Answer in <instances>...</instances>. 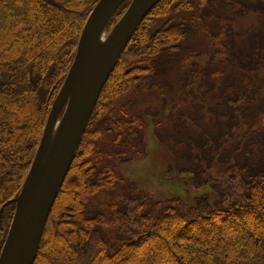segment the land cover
<instances>
[{"label":"trees","instance_id":"obj_1","mask_svg":"<svg viewBox=\"0 0 264 264\" xmlns=\"http://www.w3.org/2000/svg\"><path fill=\"white\" fill-rule=\"evenodd\" d=\"M97 1L0 0V207L20 191L81 29ZM129 2L114 12L107 30ZM218 2L224 13L231 8L227 0ZM212 3L159 0L142 20L94 105L33 264H123L132 256L133 264H264V157L256 163L254 149L247 148L239 156L242 160L226 169L225 179L213 178L203 169L190 177L194 188L207 186L217 196L206 193L193 204L181 197L156 199L121 170L144 157L146 145L143 115L131 111L134 103L120 101L140 86L164 93L169 84L159 75L165 68H194L176 79L182 87L179 94L193 93L195 102L202 92L209 101V91L217 88L211 100L225 102V97L229 109L239 104L246 114L255 109L249 103L261 106L264 31L241 33V38L245 35L241 46L231 16L218 14ZM194 28L203 31L211 58L226 62L224 68H199L205 49L182 47ZM176 107L177 103L173 115L182 126L183 142L176 141L186 149L189 144L208 152L213 141L198 131L195 120L194 127L184 128V116ZM216 121L220 126L224 119L217 116ZM220 133L214 142L223 137ZM186 155L187 165L194 168L198 157ZM185 171L181 168L179 174ZM13 212V203L3 210L0 249L6 219Z\"/></svg>","mask_w":264,"mask_h":264},{"label":"rangeland","instance_id":"obj_2","mask_svg":"<svg viewBox=\"0 0 264 264\" xmlns=\"http://www.w3.org/2000/svg\"><path fill=\"white\" fill-rule=\"evenodd\" d=\"M218 1L224 2L225 0H211L215 10L219 12L218 14L229 15L233 19L231 27L233 34L238 33L236 38H238L239 44L245 42V35L243 34L244 38H241V33L257 35L259 32L264 31V0H227L231 4V8H229L227 13H224L225 7L218 5ZM193 30V35L182 44V47L190 50L192 48L195 49V47L205 49L201 59L198 61L199 68H209L210 70L218 67L224 68L226 62L211 58L212 49L207 46L203 31L199 28H194ZM238 35L241 39H239ZM193 69L191 66H188L184 71H180L177 66L165 68L160 72L161 75L163 74L162 77L159 75V79L164 80L167 77V84H169V86H166L164 93L158 88L149 91L148 88L140 86L137 90L125 94L120 101L123 104L134 103L133 107L130 106L132 108L131 111L143 115L145 119L144 140L146 145L145 156L123 165L121 170L123 175L132 180L138 189L143 190L146 194L156 199L181 197L186 203L193 204L196 197L206 193L210 194L213 199H217L215 191H211L212 189L207 186L194 188L190 177L196 176L195 173L203 169L213 178L225 179L228 176L226 169L234 164L237 165V161L242 160L239 156L247 148L254 149L255 155L252 158L255 159L256 163H259L258 161H261L264 157V122L261 123V119L263 118L264 120V92L260 91L263 99L261 106L249 103L252 106L251 108H255L251 113L248 112L249 115L248 113L244 114L245 110L243 111L239 104L231 105L232 107L229 109L225 97H223L225 102L220 99L211 100L213 99L212 97L217 95V88L209 91V94H211L209 101L206 95L202 96L204 95L202 92V94L196 95L198 99L195 102L193 93L181 92L179 94L182 87L177 84L178 81L176 79L179 73L182 75V73ZM191 88L195 93L197 90L196 85ZM228 90L230 93L231 90ZM176 103V111L185 117L182 119L184 128L186 126L189 128L193 125L191 121L195 120L198 131H205L207 139L213 141L214 145L212 144L208 152L204 153L200 144V149L197 151L196 148L189 144H187L186 149V145L180 143L183 142L180 140L182 135L179 133L182 130V126L178 124L173 115ZM204 103L205 105L203 106ZM217 116L224 119L223 123L220 124L221 127L216 121ZM230 116L232 117L230 118ZM230 121L233 122L231 125ZM254 125L255 127H253ZM253 130L255 134L252 133ZM218 131H221L220 134L223 137L221 139L217 137L214 142V136H216L215 134ZM189 153L193 157H198L194 168L187 165L190 157L188 158L186 154ZM170 167L172 172L169 170ZM181 168L186 171L179 174ZM10 221L11 219L9 221L6 219L7 229ZM221 242L223 244L226 243V241ZM133 257L128 258L123 264H128L129 262L133 264Z\"/></svg>","mask_w":264,"mask_h":264},{"label":"water","instance_id":"obj_3","mask_svg":"<svg viewBox=\"0 0 264 264\" xmlns=\"http://www.w3.org/2000/svg\"><path fill=\"white\" fill-rule=\"evenodd\" d=\"M98 0L81 29L72 63L52 101L44 128L18 195L0 249V264H33L55 197L71 166L94 105L109 75L147 13L159 0Z\"/></svg>","mask_w":264,"mask_h":264}]
</instances>
